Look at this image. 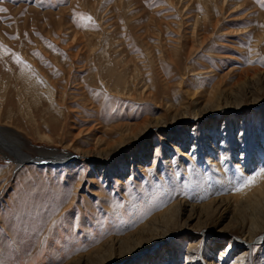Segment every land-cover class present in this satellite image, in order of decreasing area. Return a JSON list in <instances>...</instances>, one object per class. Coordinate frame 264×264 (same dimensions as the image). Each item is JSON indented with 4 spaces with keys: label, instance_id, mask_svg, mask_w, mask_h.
Masks as SVG:
<instances>
[{
    "label": "rangeland",
    "instance_id": "374dc122",
    "mask_svg": "<svg viewBox=\"0 0 264 264\" xmlns=\"http://www.w3.org/2000/svg\"><path fill=\"white\" fill-rule=\"evenodd\" d=\"M0 8V264H264V0Z\"/></svg>",
    "mask_w": 264,
    "mask_h": 264
},
{
    "label": "bare ground",
    "instance_id": "6f19581e",
    "mask_svg": "<svg viewBox=\"0 0 264 264\" xmlns=\"http://www.w3.org/2000/svg\"><path fill=\"white\" fill-rule=\"evenodd\" d=\"M19 76H20V74H19ZM21 77H23L24 78V81H26L28 83V89L31 90L30 92H28V94L35 95L36 96L37 95V93H36V86H38V83L37 82L35 83L34 81H31V80L27 79V75L26 74L21 73ZM45 87H46V90H45L44 93L50 99L49 101L51 103H53V98H52V96H53L52 95L53 94V89L52 88L50 89V87H47V86H45ZM34 124H36V123H34ZM36 129L37 130L40 129L39 128V124L36 125ZM5 133H8V135H5L6 138L0 135V145H2L3 147H5V149H7L8 152H11L12 154H14L16 156V159L18 161H20V162H23L24 159H29V158L32 159V155H30V153H28V152L25 151V144L23 143L22 139H20L17 135L13 134L11 131H5ZM185 136L183 134V136H181V137H183L185 139L186 138ZM177 148H178L179 151H181V148H179V147H177ZM38 153H39L40 156L50 155L51 157L50 158L48 157V158L51 159V160H53V159H57V160L60 159L59 156L57 155V152H55V151L49 152V151H46V150H40ZM220 165H218V163H217L218 169L216 171H218V170L219 171L215 173V176H216V178L218 177L216 180L222 179L223 180L222 182H224L223 183V185H224L225 184V181L228 180L227 177H226V175L229 172V167H226L225 164L224 165L223 164H220ZM257 183H256L257 186L254 185V186L249 187V189H251V190L246 193V194H248L247 197H246V199H248V201H250V204L251 205H254L257 202V199H259V198L262 199V200H264V176L259 177L258 180H257ZM225 186H226V184L223 186V188ZM246 194H244V195H246ZM256 205H258V204H256ZM192 216H193V213H192ZM250 227H253V225L250 226ZM259 231H261V229H258L257 230V228L256 229L249 228L248 231H246L247 240L251 242V241L256 240L257 238H259V236L261 234ZM231 249H232V244H230V246H228L225 251H222V253L220 254L219 262H218L219 264H222L221 261H223L227 257V255L230 254V250ZM150 263L151 262H149L148 264H150ZM232 264H241V263H235L234 262Z\"/></svg>",
    "mask_w": 264,
    "mask_h": 264
},
{
    "label": "snow or ice",
    "instance_id": "6c2138e0",
    "mask_svg": "<svg viewBox=\"0 0 264 264\" xmlns=\"http://www.w3.org/2000/svg\"><path fill=\"white\" fill-rule=\"evenodd\" d=\"M3 11H7L6 9H3V8H0V12H3ZM89 20L91 19L90 17L88 18ZM0 48H4L3 45H0ZM4 51L7 53L9 50L4 48ZM13 55L15 56V54L13 53ZM16 62L17 63H24L20 57L16 56ZM25 67H29L28 65L25 64ZM258 176H264V171H261L260 173L257 174ZM257 177L253 176V177H250V178H247L246 181H245V186L253 183L255 181ZM237 190H240L239 188Z\"/></svg>",
    "mask_w": 264,
    "mask_h": 264
}]
</instances>
